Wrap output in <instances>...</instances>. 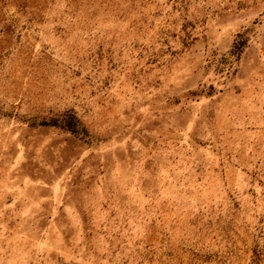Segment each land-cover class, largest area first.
<instances>
[{
  "label": "rangeland",
  "instance_id": "374dc122",
  "mask_svg": "<svg viewBox=\"0 0 264 264\" xmlns=\"http://www.w3.org/2000/svg\"><path fill=\"white\" fill-rule=\"evenodd\" d=\"M254 244L264 264V0H0V264Z\"/></svg>",
  "mask_w": 264,
  "mask_h": 264
},
{
  "label": "trees",
  "instance_id": "16d2710c",
  "mask_svg": "<svg viewBox=\"0 0 264 264\" xmlns=\"http://www.w3.org/2000/svg\"><path fill=\"white\" fill-rule=\"evenodd\" d=\"M58 123L59 121H55V124ZM42 124L46 125L47 123H42ZM60 127L74 134L85 133V129L81 126L79 120L73 114H68L66 117H64L60 121ZM261 263L262 260H261L260 251L258 250L257 245L254 244V246L251 249L249 264H261Z\"/></svg>",
  "mask_w": 264,
  "mask_h": 264
}]
</instances>
